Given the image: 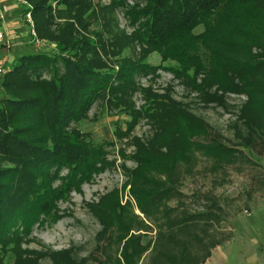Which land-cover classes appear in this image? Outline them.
<instances>
[{"label": "rangeland", "instance_id": "374dc122", "mask_svg": "<svg viewBox=\"0 0 264 264\" xmlns=\"http://www.w3.org/2000/svg\"><path fill=\"white\" fill-rule=\"evenodd\" d=\"M22 1L0 4V33H4L0 37V81L19 55L34 48L56 51L60 40L71 43L74 38L79 43L75 54L73 51L70 56L69 51L59 49L63 57L78 58L83 54L96 58L103 70L114 71L122 63L142 59L143 46L128 40L136 27L126 11L134 4L142 6L143 0H127L126 6L113 10L109 8L112 0H70L72 6L60 3L61 0ZM35 5L42 8L36 13L30 11L29 20L27 8ZM203 29V25H197L192 31L195 50L180 56L179 50L186 40L174 38L171 45L147 55L146 61L152 67L136 73L126 84L125 92H101L86 112L68 125V130L80 131L83 138L104 150L102 158L106 164L78 188L70 189L66 198L55 199L49 211L41 213L28 232L20 228L17 241L12 232L0 245V264H77V260L84 264H117V259L125 264L122 247L128 237L141 234V243L152 241L156 233L152 227L131 230L125 237V231L116 233L115 223L123 215L140 213L128 174L138 164L136 153L146 151L144 148L160 130L165 111L193 113L192 123L197 121L199 128L205 127L208 136L223 144L236 145L251 160L237 167L215 168L211 158L197 152L192 161L189 158L185 162L193 166L192 171L178 186L187 194L188 201L202 206L204 201L192 199L193 192L209 191L222 207L219 239L227 238L212 249L203 264H264V97L255 95L256 82L241 77L233 68L243 66V57L235 47L257 57L264 52L242 39L233 40L232 46L220 45L217 42L220 35L214 32L210 39H198ZM257 29L261 30L256 24L252 33ZM256 35L259 34L252 36ZM88 39L94 47L87 54L82 44ZM125 41L128 46L118 50ZM179 64L188 74L169 69ZM42 74L46 78L50 76L48 72ZM5 89L9 91L0 82V96L6 93ZM37 92L38 89L28 87L18 93ZM150 102L152 116L143 112ZM53 170L52 186L59 187L69 172L68 167ZM23 179L18 173L6 177L11 201L10 191L16 202L24 199L21 189L30 190L31 183L25 185ZM31 196L29 192L28 197ZM128 201L131 203L128 212L113 205L115 202L127 205ZM65 250H69L67 259ZM151 251L149 246L137 264H148Z\"/></svg>", "mask_w": 264, "mask_h": 264}, {"label": "trees", "instance_id": "16d2710c", "mask_svg": "<svg viewBox=\"0 0 264 264\" xmlns=\"http://www.w3.org/2000/svg\"><path fill=\"white\" fill-rule=\"evenodd\" d=\"M143 2L142 6L134 4L126 11L136 27L133 34L128 35V40H135L143 46L139 61L122 63L112 71L101 69L96 58H87L83 54L78 58L63 57L59 49L69 51L68 56L78 49L79 43L73 38L71 43L60 40L56 51L34 48L19 55L18 61L12 63L4 74L0 82L9 91L5 89L6 93L0 96V245L10 238L12 232L17 241L20 228L28 232L38 216L49 211L55 199L67 197L70 189L78 188L83 180L89 179L106 164L101 147L83 138L80 131L68 130L67 127L86 112L91 101L101 92H125L126 84L134 79L136 73L152 67L146 61L151 52L171 45L178 37L186 40L179 50L180 56L195 50L191 39L197 25L204 26L198 39H210L214 32L220 35L217 38L220 45L232 46L233 40L242 39L264 52V0ZM60 3L72 6L70 0H61ZM126 5L127 0H112L109 8L113 10ZM41 8V5H35L27 9L36 13ZM256 24L261 30L252 33ZM255 33L259 35L252 36ZM92 42L88 39L82 44L87 54L94 47ZM187 44L192 47H187ZM126 46L127 41L121 42L118 50ZM235 48L243 57V66L233 67L234 71L256 82L255 95L264 97V53L257 57L246 55L243 48ZM170 67L176 72H188L181 64ZM42 72H48L50 76L46 78ZM28 87H34L38 92L18 93ZM151 108L150 102L143 112L152 116ZM193 117L194 114L188 111L163 112L161 128L152 137V145L147 143L146 151L141 150L135 155L138 164L130 170L127 180L140 213L123 215L119 223H115L116 233L125 231L126 237L131 230L150 227L156 233L146 244L141 243V234L128 237L122 247L125 264H137L149 246L152 251L148 264H203L212 249L227 238L219 239L222 207L212 192H193L194 201H204L202 206H194L178 186L182 178L192 171L193 166H187L185 162L189 158L192 161L197 152L211 158L215 168L237 167L239 163L251 160L236 145L223 144L208 136L205 127L199 128L197 121L192 123ZM139 146L143 144L139 143ZM65 166L69 172L63 177V183L53 187V168ZM15 173L24 177L22 182L25 185L31 183L30 190L21 189L24 199L16 202L12 191L13 200L9 199L5 183L6 177ZM28 191L31 197H28ZM129 201L127 205L119 202L113 205L128 212ZM68 254L69 250H65L66 259ZM77 264L84 263L77 260ZM117 264H123L122 260L117 259Z\"/></svg>", "mask_w": 264, "mask_h": 264}, {"label": "built area", "instance_id": "2783aa9c", "mask_svg": "<svg viewBox=\"0 0 264 264\" xmlns=\"http://www.w3.org/2000/svg\"><path fill=\"white\" fill-rule=\"evenodd\" d=\"M15 1H17V2H23L22 0H15ZM27 15H28V18H29V20L31 19V15H30V11H28V13H27ZM0 37L1 38H3L4 37V33H0ZM2 70V69H1Z\"/></svg>", "mask_w": 264, "mask_h": 264}, {"label": "crops", "instance_id": "0c3cea01", "mask_svg": "<svg viewBox=\"0 0 264 264\" xmlns=\"http://www.w3.org/2000/svg\"><path fill=\"white\" fill-rule=\"evenodd\" d=\"M5 2H7V4H8V2H9V4H10V0H0V4H4ZM13 5V2L11 3V6ZM5 7V6H4ZM7 8H9V5H7L6 6ZM1 9V8H0ZM4 9H6V8H4ZM217 247V246H216Z\"/></svg>", "mask_w": 264, "mask_h": 264}]
</instances>
